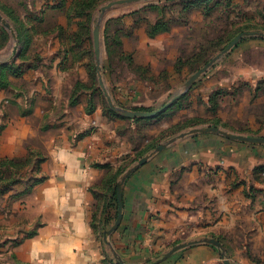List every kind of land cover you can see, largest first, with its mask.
<instances>
[{
	"label": "rangeland",
	"instance_id": "374dc122",
	"mask_svg": "<svg viewBox=\"0 0 264 264\" xmlns=\"http://www.w3.org/2000/svg\"><path fill=\"white\" fill-rule=\"evenodd\" d=\"M121 1L0 0V264L7 247L37 233L23 231L31 221L24 202L48 179L59 141L79 148L89 140L98 160L115 145V165H92L104 175L89 189L90 225L109 247L104 264H128L110 239L122 227L125 184L172 144L204 134L232 146L208 163L206 195L214 200L205 230L172 239L143 264H192L188 254L200 247L208 264H264V144L210 131L264 139V0H144L105 9ZM165 105L152 117L126 115ZM241 147L251 152L228 159ZM132 169L122 183L121 224L106 236Z\"/></svg>",
	"mask_w": 264,
	"mask_h": 264
},
{
	"label": "crops",
	"instance_id": "0c3cea01",
	"mask_svg": "<svg viewBox=\"0 0 264 264\" xmlns=\"http://www.w3.org/2000/svg\"><path fill=\"white\" fill-rule=\"evenodd\" d=\"M88 144L86 140L77 148L59 141L47 168L48 179L24 202L23 218L28 216L31 221L23 231L37 229V233L14 250L7 247L3 252L6 264H104V250H110L91 228L94 198L89 189L104 175L92 165L97 161L115 165L117 156L112 150L115 145L109 143V152L98 160ZM231 147L213 135L190 136L131 176L124 186L122 227L110 237L128 264L146 263L172 239L205 230L206 206L214 200L208 201L206 195L208 163L218 162L222 159L218 154ZM250 152L246 147L237 148L228 159L241 162L242 155ZM260 152L264 154V150ZM8 232L11 239L18 236L16 231ZM205 251L203 247L192 250L190 263L208 264L200 260Z\"/></svg>",
	"mask_w": 264,
	"mask_h": 264
},
{
	"label": "water",
	"instance_id": "95a60500",
	"mask_svg": "<svg viewBox=\"0 0 264 264\" xmlns=\"http://www.w3.org/2000/svg\"><path fill=\"white\" fill-rule=\"evenodd\" d=\"M128 1L138 2V1H144V0H124V1H121V2L110 3L105 9L111 7L112 5H114L116 3L128 2ZM0 19H1V17H0ZM4 23L7 25V27L9 29L11 28V26L9 24H7L6 22H4ZM239 40H240V36L235 41H233L230 46L232 47ZM95 48H96L97 57L99 58V56H100V53H99V50H100V41H99V31L98 30L95 31ZM206 69L207 68H204L201 72L197 73L194 77H192V79L188 82V86H190L193 83V81H195L201 75V73L204 72ZM168 106L169 105H165L161 109H158L157 111H154V112H151V113H126V115H128L129 117H152V116L157 115L160 111L164 110ZM210 131L219 132V133H222V134L226 135L229 138H232V139H235V140H239V141H243V142L264 144V139L263 138L244 137V136H241V135L228 134L226 132H220L218 129H210ZM144 162H145V160H143L141 162V164H143ZM133 170L134 169L130 170L126 175H124V177L122 178L121 183L119 184V187H118L119 215H118V219H117L115 225L113 226V228L110 231L106 232V236L107 235H111L118 228V226L121 224V221H122V218H123V207H124L123 193H122V183L124 182V180L127 178V176ZM195 243L196 242H190V243H187V244H183V245L177 246V247L173 248L170 252H168L165 255V258H168L169 256H171L177 250H179L181 248H184L186 246L195 244ZM119 263L120 264H124V262L122 260H119ZM225 264H230V263H229V261H225Z\"/></svg>",
	"mask_w": 264,
	"mask_h": 264
}]
</instances>
